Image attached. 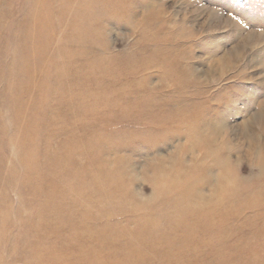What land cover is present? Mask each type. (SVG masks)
Segmentation results:
<instances>
[{
	"label": "rangeland",
	"instance_id": "374dc122",
	"mask_svg": "<svg viewBox=\"0 0 264 264\" xmlns=\"http://www.w3.org/2000/svg\"><path fill=\"white\" fill-rule=\"evenodd\" d=\"M0 264H264V0H0Z\"/></svg>",
	"mask_w": 264,
	"mask_h": 264
}]
</instances>
